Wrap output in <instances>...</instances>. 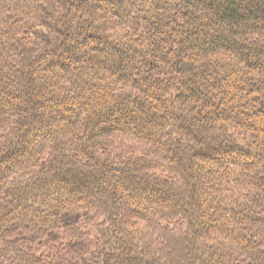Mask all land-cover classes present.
Masks as SVG:
<instances>
[{
  "label": "trees",
  "instance_id": "16d2710c",
  "mask_svg": "<svg viewBox=\"0 0 264 264\" xmlns=\"http://www.w3.org/2000/svg\"><path fill=\"white\" fill-rule=\"evenodd\" d=\"M0 264H264V0H0Z\"/></svg>",
  "mask_w": 264,
  "mask_h": 264
}]
</instances>
